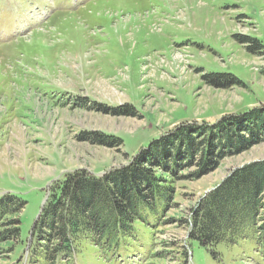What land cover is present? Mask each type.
Returning a JSON list of instances; mask_svg holds the SVG:
<instances>
[{"label":"rangeland","instance_id":"obj_1","mask_svg":"<svg viewBox=\"0 0 264 264\" xmlns=\"http://www.w3.org/2000/svg\"><path fill=\"white\" fill-rule=\"evenodd\" d=\"M261 106L264 0H0V195L25 201L22 236L65 173L102 175L183 125ZM91 132L121 143L80 138ZM261 159L264 142L227 152L197 179L196 167L164 176L173 205L161 217L170 221L148 213L155 225L137 222L115 259L89 247L80 264H184V250L187 264H264L245 242H221L213 255L179 221L230 170ZM20 251L0 252V264H25Z\"/></svg>","mask_w":264,"mask_h":264},{"label":"trees","instance_id":"obj_2","mask_svg":"<svg viewBox=\"0 0 264 264\" xmlns=\"http://www.w3.org/2000/svg\"><path fill=\"white\" fill-rule=\"evenodd\" d=\"M205 78L213 84H232L224 74L209 73ZM247 111L226 115L212 125H183L171 137L155 139L127 163L102 175L85 169L65 173L50 184L26 236L20 228L25 201L11 193L0 195V252L12 254L20 248L18 261L25 256V264H80L78 255L93 247L102 259H115L136 233L137 222L153 227L147 214L161 220L164 210L172 208L173 193L162 184L164 176L176 178L179 170L196 167L191 176L197 179L212 171L227 152L264 142V106ZM109 113L134 114L127 108L109 109ZM82 137L111 147L121 143L96 132ZM167 219L164 215L162 223ZM179 221L186 227L188 241L196 240L213 255L212 248L221 242H245L264 258V159L230 170L191 203ZM187 253L183 251L184 264Z\"/></svg>","mask_w":264,"mask_h":264},{"label":"water","instance_id":"obj_3","mask_svg":"<svg viewBox=\"0 0 264 264\" xmlns=\"http://www.w3.org/2000/svg\"><path fill=\"white\" fill-rule=\"evenodd\" d=\"M30 239H31V235H29V238H28V244H27V246L29 245V243H30Z\"/></svg>","mask_w":264,"mask_h":264},{"label":"bare ground","instance_id":"obj_4","mask_svg":"<svg viewBox=\"0 0 264 264\" xmlns=\"http://www.w3.org/2000/svg\"><path fill=\"white\" fill-rule=\"evenodd\" d=\"M28 39V38H27Z\"/></svg>","mask_w":264,"mask_h":264}]
</instances>
